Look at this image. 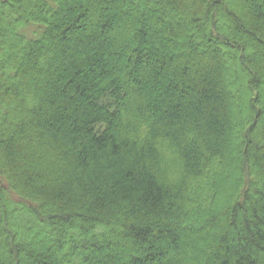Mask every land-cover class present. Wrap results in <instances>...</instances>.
<instances>
[{"label":"trees","instance_id":"16d2710c","mask_svg":"<svg viewBox=\"0 0 264 264\" xmlns=\"http://www.w3.org/2000/svg\"><path fill=\"white\" fill-rule=\"evenodd\" d=\"M0 264H264V0H0Z\"/></svg>","mask_w":264,"mask_h":264}]
</instances>
